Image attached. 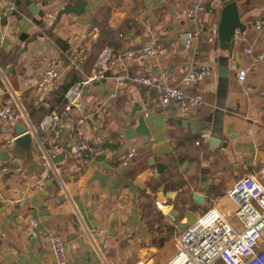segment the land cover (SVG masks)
Wrapping results in <instances>:
<instances>
[{
  "label": "crops",
  "instance_id": "1",
  "mask_svg": "<svg viewBox=\"0 0 264 264\" xmlns=\"http://www.w3.org/2000/svg\"><path fill=\"white\" fill-rule=\"evenodd\" d=\"M76 1L33 0L39 7L33 12L24 0H0V71L6 72L0 73V106L13 94L17 107L14 120L0 118V151L15 150L0 161V264H56L54 233L68 244L66 264H166L177 251L179 233L203 212L213 205L233 211L226 186L249 174L264 181V58L251 67L264 53L259 19L264 0H250L248 15L255 23L237 34L233 55L218 43L223 3L205 16L208 30L192 45L186 41L192 0H87L83 13H64L46 32L56 13ZM151 41L161 43L158 54L125 57L106 77L85 84L79 102L62 117V149L54 157L64 154V159L51 161L46 148L56 139L52 130L40 129V122L65 107L66 92L90 77L104 46L124 51ZM79 43L88 45L89 54L75 70L69 52ZM220 55L229 56L226 96L219 94ZM202 62L213 72L190 90L201 92L206 102L186 114L174 103L164 104L155 87L114 77L165 72L168 82L180 83ZM50 66L61 74L41 88L37 82ZM241 68H249L243 80ZM142 111L165 113L171 122L152 128L149 139L129 138L127 129ZM79 117L85 122L79 124ZM179 119L196 126L218 124L227 144L210 154L211 131L189 129ZM18 127L33 132L30 152L14 148ZM203 131L208 137L197 144ZM80 132L96 147L87 161L73 148ZM157 162L166 164L159 174ZM195 190L206 195L203 203L191 197Z\"/></svg>",
  "mask_w": 264,
  "mask_h": 264
},
{
  "label": "built area",
  "instance_id": "2",
  "mask_svg": "<svg viewBox=\"0 0 264 264\" xmlns=\"http://www.w3.org/2000/svg\"><path fill=\"white\" fill-rule=\"evenodd\" d=\"M223 0H192L187 9L189 26L187 29V44L196 43L206 33L209 27L206 15L217 12ZM257 28H262L257 22ZM215 25L211 27L208 39H215ZM161 43L146 42L137 48L116 51L106 45L87 79L76 81L66 92L67 104L60 111L50 112L41 122L40 129L52 130L56 139L49 148L46 156L52 161L53 157L62 149L59 142L62 134V117H67L74 106L79 102L85 84L92 79H101L107 76L108 69L118 66L125 57H149L159 53ZM250 51L249 47L245 48ZM89 54V47L79 43L69 52L70 65L75 70H81ZM264 58V53L257 55L251 67L256 69L258 62ZM175 71L176 67H171ZM249 68H241L239 78L243 80ZM1 68V75L4 74ZM213 72L210 64L202 62L197 67L187 70L180 83L168 82L165 72L146 73L135 72L131 75L116 73L117 82H136L155 87L160 92L164 104L174 103L182 113H190L205 104L204 95L199 91L190 90L192 85L202 82ZM6 73V72H5ZM58 67L50 66L44 70L37 84L41 88L49 87L60 76ZM5 76V74L3 75ZM16 96L11 94L0 106V118L12 121L17 116ZM79 124L85 122V117L77 119ZM36 131V130H35ZM38 134V132H37ZM208 137L206 131L201 132L195 140L197 144ZM75 151L83 153L84 160L96 151L95 145L89 138L80 132L73 144ZM136 148L128 153L131 157ZM86 155V156H84ZM7 170L9 167H5ZM21 170L20 167L16 168ZM227 197L233 202L234 209L230 213L217 205L211 206L203 212L192 224L182 230L176 238L177 251L166 264H264V181L255 174H249L237 179L226 190ZM50 243L56 264H66L68 259V244L64 237L54 233L50 235Z\"/></svg>",
  "mask_w": 264,
  "mask_h": 264
},
{
  "label": "water",
  "instance_id": "3",
  "mask_svg": "<svg viewBox=\"0 0 264 264\" xmlns=\"http://www.w3.org/2000/svg\"><path fill=\"white\" fill-rule=\"evenodd\" d=\"M33 12H38L39 7L33 2V0H24ZM250 0H223V5L220 9V18L218 22V43L221 48L228 49L232 55L234 54L235 40L238 33H244L247 27H251L255 21L250 13ZM87 0H77L73 5H69L61 8L55 15V19L51 26L46 29V32L53 30L57 22L60 20L64 13H76L81 14L85 10ZM259 19L264 22V13L259 16ZM43 34V33H41ZM38 33L32 35V39L37 37ZM26 37L21 35V38ZM188 34L186 33V39ZM1 45V43H0ZM217 60L219 61V94L226 96L229 86V56L220 55ZM142 107L138 108L141 110ZM180 123L187 126L189 129H208L211 131L210 145L208 147L209 153H214L220 145L225 146L226 140L222 139V130L218 124L214 126L200 125L196 126L194 123L187 119H179ZM165 122H171L170 117H166L165 113L156 114L151 113L150 115L146 111H142L138 114L135 125L127 129V136L133 138L137 135H141L147 139L151 137L152 128L160 125H164ZM19 132L13 138V144L15 149H21L25 152H30L35 144L33 132L31 129L26 127H18ZM70 150V148H68ZM15 150L0 151V161L11 158L12 153ZM64 159V154H59L54 157L55 162H59ZM166 165L163 162H157L158 174L162 171V166ZM191 197L198 203H203L206 199V195L199 190L192 191ZM177 212V209H174ZM109 234H116L115 231H108Z\"/></svg>",
  "mask_w": 264,
  "mask_h": 264
},
{
  "label": "rangeland",
  "instance_id": "4",
  "mask_svg": "<svg viewBox=\"0 0 264 264\" xmlns=\"http://www.w3.org/2000/svg\"><path fill=\"white\" fill-rule=\"evenodd\" d=\"M223 184L221 183L219 186H218V188L220 187V189H223ZM228 186H230V185H228ZM228 186H226V189L228 188ZM223 192V191H222Z\"/></svg>",
  "mask_w": 264,
  "mask_h": 264
},
{
  "label": "trees",
  "instance_id": "5",
  "mask_svg": "<svg viewBox=\"0 0 264 264\" xmlns=\"http://www.w3.org/2000/svg\"><path fill=\"white\" fill-rule=\"evenodd\" d=\"M103 49V48H102Z\"/></svg>",
  "mask_w": 264,
  "mask_h": 264
}]
</instances>
